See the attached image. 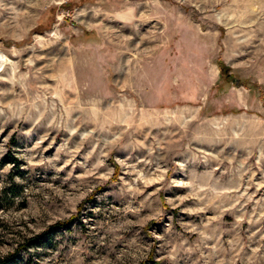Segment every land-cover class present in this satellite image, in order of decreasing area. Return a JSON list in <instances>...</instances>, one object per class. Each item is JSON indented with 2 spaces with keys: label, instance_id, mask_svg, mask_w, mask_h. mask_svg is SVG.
<instances>
[{
  "label": "rangeland",
  "instance_id": "374dc122",
  "mask_svg": "<svg viewBox=\"0 0 264 264\" xmlns=\"http://www.w3.org/2000/svg\"><path fill=\"white\" fill-rule=\"evenodd\" d=\"M43 231L16 264H264V0H0V257Z\"/></svg>",
  "mask_w": 264,
  "mask_h": 264
},
{
  "label": "trees",
  "instance_id": "16d2710c",
  "mask_svg": "<svg viewBox=\"0 0 264 264\" xmlns=\"http://www.w3.org/2000/svg\"><path fill=\"white\" fill-rule=\"evenodd\" d=\"M65 221H60L54 224L52 227H64ZM46 232H40L38 234H35L33 236H30L29 238H24L21 244H18L16 248H14L13 251L6 253L2 257H0V264H16L20 263L21 251H27L30 245L32 244H38L41 243L40 238L44 236Z\"/></svg>",
  "mask_w": 264,
  "mask_h": 264
}]
</instances>
